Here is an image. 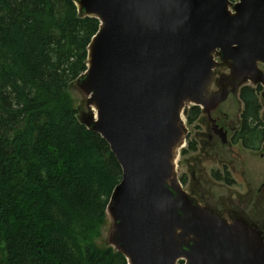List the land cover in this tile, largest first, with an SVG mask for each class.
I'll use <instances>...</instances> for the list:
<instances>
[{
  "label": "water",
  "instance_id": "1",
  "mask_svg": "<svg viewBox=\"0 0 264 264\" xmlns=\"http://www.w3.org/2000/svg\"><path fill=\"white\" fill-rule=\"evenodd\" d=\"M74 1L100 22L77 81L93 112L79 120L123 172L107 208L113 248L128 264H264V231L214 217L177 176L188 110L227 97L210 92L216 55L231 71L221 83L264 91V0Z\"/></svg>",
  "mask_w": 264,
  "mask_h": 264
},
{
  "label": "trees",
  "instance_id": "2",
  "mask_svg": "<svg viewBox=\"0 0 264 264\" xmlns=\"http://www.w3.org/2000/svg\"><path fill=\"white\" fill-rule=\"evenodd\" d=\"M99 29L74 0H0V264H128L97 243L121 166L81 123L70 93ZM262 92L239 90L233 143L253 152L264 144ZM200 114L192 106L188 126ZM196 146L189 141L181 155ZM214 178L234 183L229 174Z\"/></svg>",
  "mask_w": 264,
  "mask_h": 264
},
{
  "label": "rangeland",
  "instance_id": "3",
  "mask_svg": "<svg viewBox=\"0 0 264 264\" xmlns=\"http://www.w3.org/2000/svg\"><path fill=\"white\" fill-rule=\"evenodd\" d=\"M215 58L220 65L215 71L210 92L213 96L227 94V97L222 103L203 110L202 118L195 126L185 124L187 143L189 139L195 140L197 152L187 156H182L180 152L177 176L180 182L183 176L187 178L188 184L183 185L184 190L214 217L243 226L248 231L249 228L264 231V145L260 151L253 152L231 141L234 130L240 128L243 111L238 90L245 85L255 87V83L250 80L221 83L222 78H230L231 71L217 55ZM260 69L263 71L264 67L260 66ZM70 93L79 119L85 120L93 112L89 105L90 97L77 82ZM260 99L264 122V91ZM213 119L228 133L227 144H222L220 137L213 136ZM216 173L223 178L229 174L234 183L229 185L226 181H217L214 178ZM111 223L108 218L102 237L97 241L99 246L113 247L110 241Z\"/></svg>",
  "mask_w": 264,
  "mask_h": 264
},
{
  "label": "flooded vegetation",
  "instance_id": "4",
  "mask_svg": "<svg viewBox=\"0 0 264 264\" xmlns=\"http://www.w3.org/2000/svg\"><path fill=\"white\" fill-rule=\"evenodd\" d=\"M199 108H200V107H199ZM200 110H201V114H200L199 118L196 120V122H195L193 125H190V127L195 126V125L197 124V122L201 120L202 115H203V109L200 108ZM212 122H213V128H212L213 136L220 137V138H221V142H222V144H227V142H228V140H227V138H228V133H227L226 131H224V129L221 128V127L217 124V121H216L215 119H213ZM236 131H237V130H234V132H233V134H232V139H231L232 144H234V143H233V137H234ZM213 136H211L210 138L212 139ZM224 136H226V137L223 138ZM189 141L192 142V141H195V140H191V139H189ZM189 141H188V143H189ZM195 142H196V141H195ZM188 143H187L186 148H188ZM196 144H197V142H196ZM236 145H237V144H236ZM263 145H264V144H263ZM196 147H197V146H196ZM196 152H197V151H196ZM196 152H194V153H196ZM186 180H187V178H186ZM187 184H188V182H186V184L184 185V187L187 186Z\"/></svg>",
  "mask_w": 264,
  "mask_h": 264
}]
</instances>
